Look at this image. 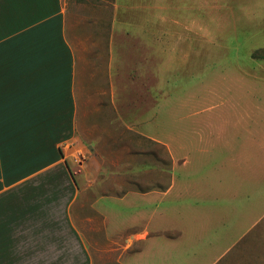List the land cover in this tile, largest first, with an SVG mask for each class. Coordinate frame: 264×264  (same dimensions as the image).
<instances>
[{
    "label": "crops",
    "instance_id": "0c3cea01",
    "mask_svg": "<svg viewBox=\"0 0 264 264\" xmlns=\"http://www.w3.org/2000/svg\"><path fill=\"white\" fill-rule=\"evenodd\" d=\"M153 13L152 0H0V264H94L96 239L127 233L140 249L123 264L186 253L204 217L198 202L168 201L176 177L156 196L106 193L120 188L106 151L123 132L161 142L173 174L189 162L188 137H171L163 110L138 100L137 60L168 54Z\"/></svg>",
    "mask_w": 264,
    "mask_h": 264
},
{
    "label": "rangeland",
    "instance_id": "374dc122",
    "mask_svg": "<svg viewBox=\"0 0 264 264\" xmlns=\"http://www.w3.org/2000/svg\"><path fill=\"white\" fill-rule=\"evenodd\" d=\"M152 3L153 33L170 41L164 59L157 51L154 60H137L138 100L163 110L171 137H188L189 162L173 174L161 142L123 132L122 148L106 151L121 177L107 196H156L176 177L168 201H186L187 211L198 202L204 217L188 233L186 253L173 256L176 263L213 264L218 256L215 264H264V60L253 57L264 51V0ZM92 100L98 102L96 93ZM146 156L158 167L154 174L139 165ZM96 240L102 248L94 264H123L140 249L130 248L128 233Z\"/></svg>",
    "mask_w": 264,
    "mask_h": 264
},
{
    "label": "trees",
    "instance_id": "16d2710c",
    "mask_svg": "<svg viewBox=\"0 0 264 264\" xmlns=\"http://www.w3.org/2000/svg\"><path fill=\"white\" fill-rule=\"evenodd\" d=\"M253 57L255 58V59H260V60H264V51H261L260 53H255L254 55H253Z\"/></svg>",
    "mask_w": 264,
    "mask_h": 264
},
{
    "label": "bare ground",
    "instance_id": "6f19581e",
    "mask_svg": "<svg viewBox=\"0 0 264 264\" xmlns=\"http://www.w3.org/2000/svg\"><path fill=\"white\" fill-rule=\"evenodd\" d=\"M224 180V179H223ZM225 181V180H224ZM226 183V182H225Z\"/></svg>",
    "mask_w": 264,
    "mask_h": 264
}]
</instances>
